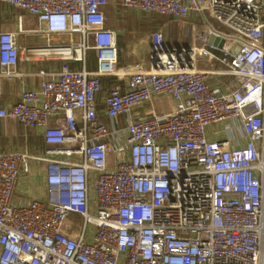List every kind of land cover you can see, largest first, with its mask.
Returning <instances> with one entry per match:
<instances>
[{
    "label": "built area",
    "instance_id": "obj_1",
    "mask_svg": "<svg viewBox=\"0 0 264 264\" xmlns=\"http://www.w3.org/2000/svg\"><path fill=\"white\" fill-rule=\"evenodd\" d=\"M2 1L48 41L20 44L22 13L0 30V119L45 138L0 151V264H264V0H120L172 18L131 31L150 36L131 62L109 0ZM29 76L39 87L4 100Z\"/></svg>",
    "mask_w": 264,
    "mask_h": 264
},
{
    "label": "crops",
    "instance_id": "obj_2",
    "mask_svg": "<svg viewBox=\"0 0 264 264\" xmlns=\"http://www.w3.org/2000/svg\"><path fill=\"white\" fill-rule=\"evenodd\" d=\"M119 4H120V2L118 3V5ZM2 6L10 9L11 12L14 9L18 12H16L13 16L9 17V15L7 13L2 11V9H1ZM20 13L23 14V25H24V30H26V32H20L18 35L20 44L25 46V45H35V44L46 43L48 41V39H46L45 37H42L39 33L33 32L34 29L45 26V23L43 21H41L37 16L32 15V14H30L24 10H18L15 7H13L12 5H10L9 3L4 2L2 0H0V30H18L19 29L18 16ZM172 29H174V28H172ZM145 34H147L148 37L147 36L144 37ZM54 37H55L56 41L58 39H60V37L58 35H54ZM132 38H133V41H132L133 44H135L134 42L139 44V46L142 48V50L146 53V51L149 49L148 48V44H149V40H150L149 33L148 32H146V33L136 32V33H134V35H132ZM144 38H147L148 42ZM169 38L172 41L173 38L171 35H169ZM180 38L182 40V36H180ZM63 39H64V37H63ZM143 46H144V48H143ZM139 50L140 49H136V51L135 52L132 51L131 54H133V56H135L139 52ZM129 53H130V50H129ZM134 60H135V57H133V59L131 61H134ZM72 63L77 67L82 66V64H80L78 62H72ZM60 67H62V61H58V60H49V61H41V62H31L28 60H24V61L20 62V68L22 70H25V71H35V70H39L41 68L52 70V69H60ZM39 85H40V79L36 76H29V77L21 78L18 80H14V82L7 81L6 82V96H5L6 99H4V100H9V101L15 100L16 92L20 88V86H22L24 88H37V87H39ZM0 120L4 124L5 134L10 135V133H11V134L16 135L15 137H17V134H18L17 122L18 121H14L12 124H9L8 122L4 121L3 119H0ZM28 130L31 133L36 132V133H40L43 135V133L41 131L30 130V129H28ZM44 146H45V142H44ZM44 146H37V145H31V144L21 145L19 140L12 138V141L8 145H6V148L8 150H15V149H20V148L25 147V149L32 150L35 153L36 152L39 153V152L44 151ZM39 173H40V171H39ZM41 174L43 177H45L44 169H42V168H41ZM21 182H22V180H21ZM28 183H34L35 184V187H29L28 188L29 194L42 195V196L46 195L47 189L45 188L44 182L42 181L41 178L37 179V178L31 177L28 179V181H26L27 186H28ZM71 227L72 226L69 222L67 227H66L68 232H70ZM0 251H1V245H0Z\"/></svg>",
    "mask_w": 264,
    "mask_h": 264
},
{
    "label": "rangeland",
    "instance_id": "obj_3",
    "mask_svg": "<svg viewBox=\"0 0 264 264\" xmlns=\"http://www.w3.org/2000/svg\"><path fill=\"white\" fill-rule=\"evenodd\" d=\"M119 2H120V0H109L105 9H106V13L109 17V20L111 21L112 24L117 25V26H121V27L127 26L128 30H129L128 33H122V32L120 33V40L123 43L121 48H120L121 62H130L133 59V57H135V60L142 59L144 57H146V59L148 60L149 49L145 53L139 45L136 48V49H140L139 52L135 56H133V54H131V52L134 50V48H133L134 45L132 42L133 38H132L131 31L140 28V26H142V25L143 26H149V25H146L144 23V21H146L148 19L144 18L145 15L140 14V13H132L131 15L128 13H124L123 11H121L122 12L121 13L119 10V7H118ZM151 26H153V25H151ZM174 32H175V30H174ZM174 32L171 33L172 38H173L171 41V44H175V45L183 44L184 42L181 41L180 36L177 35L176 32L175 33ZM146 36L148 37L147 34L144 35V37H146ZM60 39H58V40H60ZM144 39L147 40V38H144ZM147 42H148V40H147ZM143 48H144V46H143ZM129 50H130V53H129ZM89 64H90L89 66L92 68L97 67L96 50L92 49L90 51ZM8 81L14 82V80H8ZM105 82H106V84H108V81H105ZM2 129L4 130V124L3 123H2ZM1 134H2L3 138H5V134H3V133H1ZM7 136L9 139L15 138V139L19 140L18 134H17V137H15L16 135L11 134V133H10V135H7ZM72 217H76V216L72 215Z\"/></svg>",
    "mask_w": 264,
    "mask_h": 264
},
{
    "label": "trees",
    "instance_id": "obj_4",
    "mask_svg": "<svg viewBox=\"0 0 264 264\" xmlns=\"http://www.w3.org/2000/svg\"><path fill=\"white\" fill-rule=\"evenodd\" d=\"M118 7H119L120 12L123 11L124 13H126L123 10L121 4H119ZM1 9H2L3 12L7 13L9 15V17L13 16L16 12H18L15 9L11 12L10 9L5 8L3 6L1 7ZM144 18L148 19V20L144 21V23L146 25H149V26L154 25V24H158V23H164V22L170 21L172 19L169 15L162 14V13L146 14L144 16ZM169 30H170L169 31V35H171V33L174 32V30L172 28L169 29ZM103 118L106 119L105 116H103ZM2 123L3 122L0 120V139H1L0 140V151H6V150H8L6 148V145H8L12 141V138L9 139L8 136H7L8 134L7 135L5 134V131L2 129ZM17 132H18V139H19L21 145H24V144L29 145V144H31V145H37V146H44V142H45L44 134L42 135V134L36 133V132L35 133H31L28 130L27 126L24 125L21 121L17 122ZM1 133L5 134V138H3ZM25 147L20 148V150L25 149Z\"/></svg>",
    "mask_w": 264,
    "mask_h": 264
},
{
    "label": "water",
    "instance_id": "obj_5",
    "mask_svg": "<svg viewBox=\"0 0 264 264\" xmlns=\"http://www.w3.org/2000/svg\"><path fill=\"white\" fill-rule=\"evenodd\" d=\"M211 39H212V41H214L216 44H222V42L221 43H219V38H217V37H211Z\"/></svg>",
    "mask_w": 264,
    "mask_h": 264
},
{
    "label": "bare ground",
    "instance_id": "obj_6",
    "mask_svg": "<svg viewBox=\"0 0 264 264\" xmlns=\"http://www.w3.org/2000/svg\"><path fill=\"white\" fill-rule=\"evenodd\" d=\"M135 44H133L134 45V50H133V52H135L136 51V47L139 45V44H137L136 42H134Z\"/></svg>",
    "mask_w": 264,
    "mask_h": 264
}]
</instances>
